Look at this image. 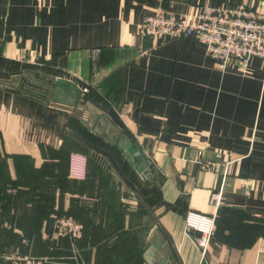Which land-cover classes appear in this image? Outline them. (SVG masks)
I'll list each match as a JSON object with an SVG mask.
<instances>
[{"label": "crops", "instance_id": "1", "mask_svg": "<svg viewBox=\"0 0 264 264\" xmlns=\"http://www.w3.org/2000/svg\"><path fill=\"white\" fill-rule=\"evenodd\" d=\"M197 5L264 0H0V264H264V61L143 31ZM192 211L216 218L205 250Z\"/></svg>", "mask_w": 264, "mask_h": 264}, {"label": "built area", "instance_id": "2", "mask_svg": "<svg viewBox=\"0 0 264 264\" xmlns=\"http://www.w3.org/2000/svg\"><path fill=\"white\" fill-rule=\"evenodd\" d=\"M143 31L156 39L193 36L206 46L208 53L222 69L233 62L246 69L253 59L264 61V5H197L190 13H176L160 6L144 19ZM197 160L202 169L216 167L215 163L203 157L202 152ZM218 199L219 196L213 194L211 204H218ZM185 222L189 230L199 234L196 243L205 250L214 235L215 216L192 211L187 214ZM54 229L55 237L80 239L84 226L72 216H61L56 219ZM7 258L19 264H48V258L45 257L12 253Z\"/></svg>", "mask_w": 264, "mask_h": 264}, {"label": "water", "instance_id": "3", "mask_svg": "<svg viewBox=\"0 0 264 264\" xmlns=\"http://www.w3.org/2000/svg\"><path fill=\"white\" fill-rule=\"evenodd\" d=\"M110 156V155H109ZM114 166L119 170L120 174L122 175V177L124 178V180L127 182V184L132 187L134 190L138 191L135 184L119 169V166L117 165V163L115 162V160L110 156Z\"/></svg>", "mask_w": 264, "mask_h": 264}, {"label": "trees", "instance_id": "4", "mask_svg": "<svg viewBox=\"0 0 264 264\" xmlns=\"http://www.w3.org/2000/svg\"><path fill=\"white\" fill-rule=\"evenodd\" d=\"M29 91V89L26 91L27 93H32V92H28ZM61 217V216H60ZM59 218V217H58ZM57 219V218H56ZM56 219H55V221H56ZM55 221H54V223H55ZM54 231H55V229H54ZM54 231H53V237H55V234H54ZM55 238H57V239H64V237H55ZM67 238H69V237H67ZM59 239V240H60ZM75 240H77V239H73V241H75ZM45 258H48V263L50 262V258L49 257H45Z\"/></svg>", "mask_w": 264, "mask_h": 264}, {"label": "rangeland", "instance_id": "5", "mask_svg": "<svg viewBox=\"0 0 264 264\" xmlns=\"http://www.w3.org/2000/svg\"><path fill=\"white\" fill-rule=\"evenodd\" d=\"M83 234H84V231H83ZM83 234H82V235H83ZM64 238H67V236H64ZM69 238H70V237H69ZM70 239L73 240L72 238H70ZM75 241H76V240H75Z\"/></svg>", "mask_w": 264, "mask_h": 264}]
</instances>
